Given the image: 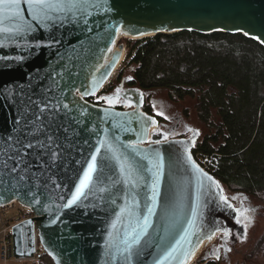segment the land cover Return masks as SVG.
<instances>
[{"label": "water", "instance_id": "1", "mask_svg": "<svg viewBox=\"0 0 264 264\" xmlns=\"http://www.w3.org/2000/svg\"><path fill=\"white\" fill-rule=\"evenodd\" d=\"M88 5L86 16L69 14L47 28L32 20L23 2L16 19L0 6V27H33L31 33L0 32V205L18 201L35 214L40 244L54 264H190L219 233L236 231L243 240L246 228L237 223V208L193 156L199 131L173 138L156 134L159 121L143 110L138 88L125 90L132 99L127 108L88 99L121 61V37L241 33L264 46V0H88ZM38 115L35 126L56 141L55 163L47 149L15 142L24 118ZM93 156L91 190L65 207ZM12 233L15 254H28L20 225Z\"/></svg>", "mask_w": 264, "mask_h": 264}, {"label": "trees", "instance_id": "2", "mask_svg": "<svg viewBox=\"0 0 264 264\" xmlns=\"http://www.w3.org/2000/svg\"><path fill=\"white\" fill-rule=\"evenodd\" d=\"M124 59L134 67L130 85L196 99L207 133L193 156H213L222 187L264 202V46L241 33L178 31L127 38ZM23 264L54 263L45 254Z\"/></svg>", "mask_w": 264, "mask_h": 264}, {"label": "rangeland", "instance_id": "3", "mask_svg": "<svg viewBox=\"0 0 264 264\" xmlns=\"http://www.w3.org/2000/svg\"><path fill=\"white\" fill-rule=\"evenodd\" d=\"M118 43L124 45V54L112 73L109 80L99 92L102 97L113 94L117 89H127L134 87L140 89L137 85H130L129 82L134 79L133 65L124 59L126 53L127 38L121 37ZM144 104L152 108V113L159 121V128L167 138L189 136L192 130L199 131L197 140H201L207 133V128L199 119L197 114V101L194 98L186 97L183 100H171L165 89L156 88L151 90L140 89ZM224 194L227 199L232 200L237 205L240 198L238 193L232 192L223 186ZM244 205L254 211L248 212L252 223L248 224L245 232V238L235 242V249L228 255L229 261L221 264H260L264 262V202L251 196H244ZM220 233L215 237H219ZM206 256L205 245H203L191 264H198L199 259ZM8 264H23V262H9ZM220 264V263H219Z\"/></svg>", "mask_w": 264, "mask_h": 264}, {"label": "snow or ice", "instance_id": "4", "mask_svg": "<svg viewBox=\"0 0 264 264\" xmlns=\"http://www.w3.org/2000/svg\"><path fill=\"white\" fill-rule=\"evenodd\" d=\"M27 4V6L30 9L29 15L32 17V20L35 21L38 25L41 27H49L50 25L52 27H55L57 22H63L64 20L69 19V14L72 18H75L77 16V13H79L82 16H86L87 13V7L88 0H0V6L3 7V10L5 12H11V19H16L18 17H21L20 12V5L21 3ZM53 13H63L64 15L61 17L59 15H53ZM24 31L26 33H31L33 31V27L31 24L27 25L23 29L21 28H4L0 27V32H12L16 31L17 33ZM36 47H39V44L36 45ZM117 92H119V89H117ZM109 103H111V99H109ZM41 114H43L44 109H41ZM40 120V116H36L35 120L29 121L28 118H24V127L20 129L19 136L17 140L15 141L17 144H20L21 147L24 148H35L37 145L41 149H47V154L50 156V159L53 163L56 162L58 158L57 151L52 148V144L56 143V141L53 139V135L50 131H47L43 129L40 126H35L36 121ZM17 125H19L20 121L18 120ZM43 135L45 137L44 140H40L39 136ZM31 137L32 139L29 140L28 138ZM11 140V138H9ZM22 140H28V142L22 143ZM32 140L36 141V144L32 143ZM8 141H5L7 143ZM60 145L57 144V148H59ZM99 151V149L97 150ZM16 155H19V151L17 150ZM8 160L14 159L13 156H8ZM4 167L7 168V161L4 162ZM26 167H28L26 165ZM129 168V176L132 175V166L128 165ZM97 170V160L96 156L92 157V161L88 164L87 170L84 171L82 178L79 181V184L75 188V192L72 194L71 198L67 201V204L65 207H70L73 204H75L79 199H81L83 196L86 195L85 189H90V184L93 180V173ZM11 171H16V166L13 165V168ZM19 180H24L25 177L19 176ZM209 179H211L209 177ZM118 183V182H114ZM155 184V182H154ZM105 189H101V191H104ZM115 201H113L114 203ZM226 203V201H225ZM148 212H152V208L148 207ZM121 211H124V209H121ZM254 211L251 208L244 209L245 213ZM243 215V214H242ZM244 220L247 222L245 224V228H247L248 224L252 223L251 217L244 215ZM144 223L147 224V216L144 217ZM237 223H240V220H237ZM115 225L113 224V227ZM135 231V229H133ZM141 231L143 229L141 228ZM210 238V237H209ZM139 241V236H134L132 239V243H137ZM125 243L127 244V240H125ZM131 249V244H128V247L126 251ZM132 253L129 251V257H126V259L130 258ZM158 264V262H157Z\"/></svg>", "mask_w": 264, "mask_h": 264}, {"label": "built area", "instance_id": "5", "mask_svg": "<svg viewBox=\"0 0 264 264\" xmlns=\"http://www.w3.org/2000/svg\"><path fill=\"white\" fill-rule=\"evenodd\" d=\"M199 165L208 173L215 170L213 156L196 153L194 156ZM35 214L18 201L0 205V263L9 261H36L44 256L45 250L40 244L35 225ZM20 225L22 250L28 254L17 256L13 249V227ZM191 264V263H190Z\"/></svg>", "mask_w": 264, "mask_h": 264}, {"label": "flooded vegetation", "instance_id": "6", "mask_svg": "<svg viewBox=\"0 0 264 264\" xmlns=\"http://www.w3.org/2000/svg\"><path fill=\"white\" fill-rule=\"evenodd\" d=\"M126 89H119V92L109 94L102 97H92L89 98L88 101L97 105L110 106L114 108H127L131 106L132 99L126 96ZM109 99H111V103H109ZM156 134H163L161 129L158 128ZM244 194L238 193V197L240 198L237 205H234L238 211V219L240 223L246 224L247 222L244 220L243 216L248 213L244 212V209H248L244 205ZM233 202L232 200H230ZM243 214V215H242ZM238 235L236 231L230 232L229 234L220 233L219 237H213L211 241L205 243L206 256L202 259H199L198 264H221L229 261L228 255L232 252L235 247V242L238 241ZM235 249V248H234Z\"/></svg>", "mask_w": 264, "mask_h": 264}, {"label": "crops", "instance_id": "7", "mask_svg": "<svg viewBox=\"0 0 264 264\" xmlns=\"http://www.w3.org/2000/svg\"><path fill=\"white\" fill-rule=\"evenodd\" d=\"M9 262H16V261H9ZM9 262H8V263H9ZM8 263H7V264H8ZM17 263H18V262H17ZM0 264H1V263H0Z\"/></svg>", "mask_w": 264, "mask_h": 264}]
</instances>
